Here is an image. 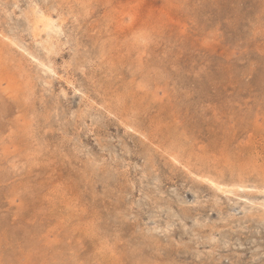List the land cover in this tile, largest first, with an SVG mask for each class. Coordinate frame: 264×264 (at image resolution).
<instances>
[{"label": "rangeland", "instance_id": "374dc122", "mask_svg": "<svg viewBox=\"0 0 264 264\" xmlns=\"http://www.w3.org/2000/svg\"><path fill=\"white\" fill-rule=\"evenodd\" d=\"M0 264H264V0H0Z\"/></svg>", "mask_w": 264, "mask_h": 264}, {"label": "bare ground", "instance_id": "6f19581e", "mask_svg": "<svg viewBox=\"0 0 264 264\" xmlns=\"http://www.w3.org/2000/svg\"><path fill=\"white\" fill-rule=\"evenodd\" d=\"M34 11V10H33ZM41 14V13H40ZM28 18V17H27ZM28 20V19H27ZM31 21V20H30ZM50 22V21H49ZM53 27V26H52ZM61 27V26H60ZM35 28V27H34ZM47 28V27H46ZM51 29V28H50ZM56 30V29H55ZM48 31V30H47ZM52 31V30H51ZM246 32V31H245ZM53 34V33H52ZM37 38V37H36ZM133 38V37H132ZM36 40H38V39H36ZM35 40V41H36ZM48 43V42H47ZM49 44V43H48ZM53 45V44H52ZM51 46V45H50ZM2 47V46H1ZM1 50H2V48H1ZM9 58V57H8ZM35 59H39V58H35ZM41 59V58H40ZM11 60V59H10ZM34 60V59H33ZM41 61V60H40ZM8 62V61H7ZM40 63V62H39ZM37 64V63H36ZM39 67V66H38ZM45 67H47V66H45ZM4 68V67H3ZM42 68V67H41ZM49 68V67H48ZM46 69V68H45ZM44 71V70H43ZM47 71V70H46ZM50 72L52 71V70H49ZM5 73V72H4ZM48 74V73H47ZM5 78V77H4ZM25 90V89H24ZM30 91V90H29ZM25 92V91H24ZM23 92V93H24ZM11 95V94H10ZM21 96H23L22 94H21ZM176 156V155H175ZM178 159V158H177ZM200 180H202V179H200ZM207 182L208 183H210V184H212L213 185V187L215 188V189H217L218 191H221V192H224V194H226V193H229L228 192V190H226V191H224L223 190V188L221 187V186H219L218 184H216L215 182H213L212 180H210V179H207ZM211 185V186H212ZM225 187V186H224ZM228 188V187H227ZM242 188V187H241ZM243 188H245V187H243ZM226 189V188H225ZM213 190V189H212ZM239 190V189H238ZM242 190H244V189H242ZM251 190V189H250ZM7 196V195H6Z\"/></svg>", "mask_w": 264, "mask_h": 264}]
</instances>
